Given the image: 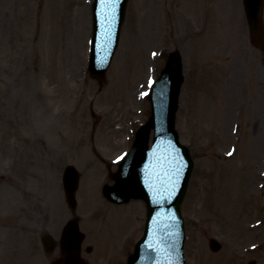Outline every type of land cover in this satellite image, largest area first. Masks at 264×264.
Masks as SVG:
<instances>
[{
    "label": "rangeland",
    "instance_id": "374dc122",
    "mask_svg": "<svg viewBox=\"0 0 264 264\" xmlns=\"http://www.w3.org/2000/svg\"><path fill=\"white\" fill-rule=\"evenodd\" d=\"M93 1L0 0V264H51L42 236L58 241L76 216L91 264H127L146 204L104 191L174 51L185 69L177 131L194 161L188 264H264V51L243 0H131L102 84L88 72ZM68 166L80 174L75 212Z\"/></svg>",
    "mask_w": 264,
    "mask_h": 264
},
{
    "label": "water",
    "instance_id": "95a60500",
    "mask_svg": "<svg viewBox=\"0 0 264 264\" xmlns=\"http://www.w3.org/2000/svg\"><path fill=\"white\" fill-rule=\"evenodd\" d=\"M128 3L129 0H95L89 72L101 83L118 47ZM244 9L252 42L264 50V0H244ZM183 82V61L176 51L170 55L165 70L154 85L150 120L138 131L132 150L121 163L116 185L106 190L107 197L114 203L142 199L148 207L145 235L137 244L129 264H186L181 204L194 165L176 131ZM79 182L80 174L69 166L64 175V187L72 208L77 204ZM84 239L78 223L70 222L63 237L65 264H85L79 253ZM44 242L49 249L55 246L51 238H45ZM211 248L217 252L221 245L212 240Z\"/></svg>",
    "mask_w": 264,
    "mask_h": 264
},
{
    "label": "flooded vegetation",
    "instance_id": "af4514ba",
    "mask_svg": "<svg viewBox=\"0 0 264 264\" xmlns=\"http://www.w3.org/2000/svg\"><path fill=\"white\" fill-rule=\"evenodd\" d=\"M130 227H131V225L127 226V229L130 228ZM86 251H87V249H86Z\"/></svg>",
    "mask_w": 264,
    "mask_h": 264
}]
</instances>
